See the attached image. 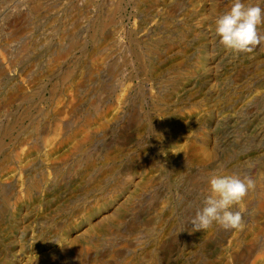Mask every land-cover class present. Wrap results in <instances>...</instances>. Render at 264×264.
<instances>
[{"label":"rangeland","instance_id":"374dc122","mask_svg":"<svg viewBox=\"0 0 264 264\" xmlns=\"http://www.w3.org/2000/svg\"><path fill=\"white\" fill-rule=\"evenodd\" d=\"M99 1L0 0V264H264V46L219 45L232 0H149L131 17ZM104 8L132 27L97 28ZM231 173L255 181L243 230L190 234L210 176Z\"/></svg>","mask_w":264,"mask_h":264},{"label":"clouds","instance_id":"9594fccd","mask_svg":"<svg viewBox=\"0 0 264 264\" xmlns=\"http://www.w3.org/2000/svg\"><path fill=\"white\" fill-rule=\"evenodd\" d=\"M214 23L219 45L234 56L252 54L258 46H264V9L259 5L232 0L230 9L218 15ZM208 183L203 207L190 220V234L204 232L213 223L223 230H243L242 205L248 193L255 189V181L248 174L231 173L212 175ZM236 206L240 207L233 210Z\"/></svg>","mask_w":264,"mask_h":264},{"label":"bare ground","instance_id":"6f19581e","mask_svg":"<svg viewBox=\"0 0 264 264\" xmlns=\"http://www.w3.org/2000/svg\"><path fill=\"white\" fill-rule=\"evenodd\" d=\"M91 1L92 0H82V2H81V4H80V6H82V8H83V10H84V12H88L89 11V9H90V7H91V9H92V7H97L98 6V4L96 5V3H94V4H91ZM147 1H149V0H100L99 2H101L102 3V5L103 6H105V4H107V5H109V7H108V10H106V12L108 11H110V12H113L114 10H113V8H112V5H113V3H116L117 5L119 4V5H122L121 7V9H122V11H127V6L129 5L130 6V8H131V11L129 12V15H130V17H131V15H133V13L134 12H136V11H138L139 9H141L142 7H143V5L147 2ZM163 1H169V0H163ZM30 2V1H29ZM32 2H33V0H32ZM35 2V1H34ZM96 2V1H95ZM155 2V1H154ZM98 3V2H97ZM101 3H100V5H99V8H101ZM149 4V3H148ZM36 5V4H35ZM79 6V7H80ZM111 6V7H110ZM148 6V5H147ZM15 7V6H14ZM156 7H158V6H156ZM162 7H164V6H162ZM107 8V7H106ZM167 7H165V9H166ZM30 9H34V5L32 4V3H30ZM159 9H161V8H159ZM103 10V9H102ZM101 10V11H102ZM168 10V9H167ZM34 11V10H33ZM97 11V10H96ZM99 11V10H98ZM157 11H158V9H157ZM83 12V11H82ZM93 12H95L94 10H93ZM107 12V13H108ZM89 13V12H88ZM142 13H143V11H142ZM166 13H167V11H166ZM83 14V13H82ZM104 14H105V16H103L104 17V19L105 20H103V19H101V20H103V21H101V23L97 26V28H130V27H132V26H129L128 27V25L127 24H124V18H126L125 16H126V14H120L121 16H122V18L120 19V21H115V20H113L110 16H108V17H106V13H105V8H104ZM110 14V13H109ZM135 14H139V13H134V15ZM148 14V13H147ZM168 14V13H167ZM91 15V14H90ZM89 15V16H90ZM117 15V14H116ZM143 15V14H142ZM151 15V14H150ZM98 16V15H97ZM111 16H112V14H111ZM168 16H169V14H168ZM91 17V16H90ZM92 17H93V15H92ZM113 17H115V16H113ZM134 18H135V16H133ZM132 17V18H133ZM159 17V16H158ZM83 18V17H82ZM81 18V19H82ZM87 18H89V17H87ZM87 18H85V19H87ZM148 18H149V16H148ZM160 18H163V17H160ZM84 18H83V20H85ZM107 19V20H106ZM174 19V18H173ZM185 19V18H184ZM93 20V19H92ZM153 20V19H152ZM115 21V22H114ZM137 22V21H136ZM147 22V21H146ZM162 22V21H161ZM84 23V22H83ZM131 23V22H130ZM153 23V22H152ZM88 24H89V22H88ZM180 24V23H179ZM84 25V24H83ZM94 25V24H93ZM162 25V24H161ZM176 25V24H175ZM12 26V25H11ZM10 26V27H11ZM86 26H88V25H86ZM150 26V25H149ZM160 26V25H159ZM168 26V25H167ZM84 27V26H83ZM151 27V26H150ZM187 27V26H186ZM12 28V27H11ZM89 28H90V26H89ZM136 28V27H135ZM154 28H155V26H154ZM183 28V27H182ZM13 29V28H12ZM9 31V30H8ZM13 31V30H12ZM117 32V31H116ZM116 34V33H115ZM114 34V35H115ZM17 37L16 36V34L14 33V32H9V36L8 37ZM14 37V38H15ZM115 37H116V35H115ZM101 39V38H100ZM94 42V41H93ZM98 42H99V40L97 39V40H95V44H96V49L97 48H101V45H100V47L97 45L98 44ZM105 43V42H104ZM181 44V43H180ZM183 44V43H182ZM109 45V44H108ZM179 45V44H178ZM13 46V45H12ZM33 46V45H32ZM177 46V45H176ZM10 47H11V45H10ZM105 47V46H104ZM175 48V47H174ZM172 49V48H171ZM180 49V48H179ZM8 49H6L5 51H7ZM10 50V49H9ZM32 50V49H31ZM60 50V49H59ZM101 49H99V51H100ZM15 51V50H14ZM69 51V50H68ZM67 51V52H68ZM10 52V51H9ZM12 52V51H11ZM11 52H10V54H11ZM55 52H57V51H55ZM59 52V51H58ZM104 52V51H103ZM7 53V52H6ZM66 52H64L63 53V55L65 54ZM92 53V52H91ZM107 53H109V52H107ZM171 53V52H170ZM13 54H15V53H12V55ZM57 54V53H56ZM60 54V53H59ZM95 54V53H94ZM99 54H101V53H99ZM98 54V55H99ZM102 54H104V53H102ZM4 55V54H3ZM17 55V54H16ZM15 55V56H16ZM62 55V56H63ZM91 54H89V56H90ZM9 56V55H8ZM7 56V57H8ZM30 56V55H29ZM86 56V55H85ZM92 56V55H91ZM90 56V57H91ZM99 56H101V55H99ZM105 56H106V54H105ZM6 57V58H7ZM31 57V56H30ZM65 57H67V56H65ZM0 58H1V54H0ZM14 58V57H13ZM54 58V57H53ZM58 58H60V57H58ZM62 58V57H61ZM87 58V57H86ZM4 59V58H3ZM65 59V58H64ZM6 60V59H5ZM4 60V61H5ZM12 60V59H11ZM10 60V61H11ZM15 60V59H14ZM19 60V59H18ZM58 59H57V57H56V61H57ZM174 60V59H173ZM176 60V59H175ZM13 61V60H12ZM3 62V61H2ZM16 62H17V60H16ZM6 64V63H5ZM9 64V63H8ZM15 64V63H14ZM20 64V63H19ZM3 66V65H2ZM18 66V65H17ZM84 66V65H83ZM4 67V66H3ZM32 67V66H31ZM8 68H10V66L8 67ZM7 68V69H8ZM81 68V67H80ZM2 70H5V69H2L1 67H0V72H2ZM81 70V69H80ZM22 71H18V69H13L11 72H10V74H9V76H12L13 78H15L16 79V81H17V79H20V73H21ZM25 72V71H24ZM28 72V71H27ZM23 73V72H22ZM26 73V72H25ZM73 73V72H72ZM29 74V73H28ZM75 75H71V74H65L64 76H63V81H69V80H71V81H75L76 79H75ZM2 79V78H1ZM81 79V78H80ZM22 82V81H21ZM27 82V81H26ZM70 82V81H69ZM14 83V82H13ZM16 83V82H15ZM63 84V83H62ZM69 84V83H68ZM79 84V83H78ZM12 85H14V84H12ZM24 86H25V84H23ZM22 85V86H23ZM2 86V85H1ZM21 86V87H22ZM78 86V85H77ZM9 88H10V86H9ZM12 88V87H11ZM16 88H17V90H15V92L13 93V94H9V93H6L5 95H4V99H5V101L6 102H4L5 104L7 103V102H12V101H14V100H16V98H17V96H18V92L20 91V86H18L17 87V85H16ZM57 88V87H56ZM77 88H79V87H77ZM75 89V91H76V88H74ZM11 91V90H10ZM49 91H51V90H49ZM54 91H56V90H54ZM74 91V92H75ZM53 92V91H52ZM21 93V92H20ZM56 93V92H55ZM72 93V92H71ZM51 94H49V96H50ZM58 95V94H57ZM55 97V96H54ZM76 98V97H75ZM54 99V98H53ZM48 100V99H47ZM51 101V100H50ZM93 101V100H92ZM71 103V102H70ZM197 102H193L191 105L192 106H195V105H197L196 104ZM1 105V104H0ZM96 105V104H95ZM187 106V105H186ZM55 109H56V107H55ZM54 109V110H55ZM182 109V108H181ZM53 111V110H52ZM56 111V110H55ZM57 112H58V110H57ZM90 117V116H89ZM78 120V119H77ZM76 120V121H77ZM90 121H91V119H89V118H85V119H83L82 121H78L77 123H76V125H75V127L73 128V130L70 132V134H68L67 136H64L63 138H64V140H62L63 142H65V143H73L74 145H73V149L74 148H78L79 147V145L81 144V143H84V142H86L87 141V139L89 138V132H88V126L87 125H89L90 124ZM39 126V125H38ZM42 126V125H41ZM38 128V127H37ZM36 128V129H37ZM43 128V127H42ZM50 128V127H49ZM35 129V130H36ZM43 130V129H42ZM49 130V129H48ZM40 132V131H39ZM38 132V133H39ZM7 134H5V136H6ZM13 139V138H12ZM56 139H58V138H56ZM11 140V139H10ZM60 140V139H59ZM33 144V143H32ZM51 146V145H50ZM82 146V145H81ZM80 146V147H81ZM32 148V147H31ZM36 151V150H35ZM27 153V155L28 156H30L31 155V153H32V149L30 150L29 149V151H27L26 152ZM71 153V152H70ZM2 160V159H1ZM88 161V160H87ZM93 161V160H92ZM1 163V162H0ZM3 164V163H2ZM1 164V165H2ZM7 166V165H6ZM21 175V174H20ZM29 180V179H28ZM260 182V181H259ZM264 183V182H263ZM1 184V183H0ZM5 184V183H4ZM24 184V183H23ZM35 186V185H34ZM263 186V185H262ZM4 187V186H3ZM28 187H29V185H28ZM0 188H2L1 186H0ZM4 188H6V187H4ZM22 188H23V186H22ZM39 188V187H38ZM23 190V189H22ZM26 190H28V189H26ZM33 190V189H32ZM263 191V190H262ZM1 192V191H0ZM19 195V194H18ZM264 198V197H263ZM261 203V202H260ZM259 205V204H258ZM262 206V205H261ZM260 209H261V207H260ZM162 227V226H161ZM160 230V229H159ZM132 244V243H131ZM87 246V245H86ZM78 247V246H77ZM90 249V248H89ZM204 258V257H203ZM126 261V260H125ZM2 264V263H1ZM130 264V263H129Z\"/></svg>","mask_w":264,"mask_h":264}]
</instances>
